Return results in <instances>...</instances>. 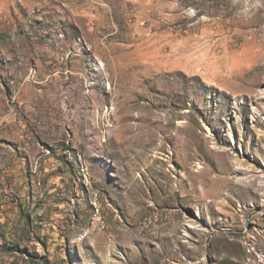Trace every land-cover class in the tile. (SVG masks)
Segmentation results:
<instances>
[{"label":"rangeland","instance_id":"rangeland-1","mask_svg":"<svg viewBox=\"0 0 264 264\" xmlns=\"http://www.w3.org/2000/svg\"><path fill=\"white\" fill-rule=\"evenodd\" d=\"M257 251L264 0H0V264Z\"/></svg>","mask_w":264,"mask_h":264},{"label":"built area","instance_id":"built-area-1","mask_svg":"<svg viewBox=\"0 0 264 264\" xmlns=\"http://www.w3.org/2000/svg\"><path fill=\"white\" fill-rule=\"evenodd\" d=\"M244 244L246 246V253L248 255L251 254L254 251V248L248 242H245ZM257 252L254 253V260H257L258 262H263L264 254L260 251L258 253Z\"/></svg>","mask_w":264,"mask_h":264},{"label":"water","instance_id":"water-1","mask_svg":"<svg viewBox=\"0 0 264 264\" xmlns=\"http://www.w3.org/2000/svg\"><path fill=\"white\" fill-rule=\"evenodd\" d=\"M212 237H213V235H210V236H209V238H208V240H207V245H209V243H210V239H211ZM207 253H208V249H206V259H207V261H208ZM207 264H209V263L207 262Z\"/></svg>","mask_w":264,"mask_h":264}]
</instances>
